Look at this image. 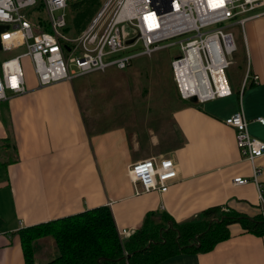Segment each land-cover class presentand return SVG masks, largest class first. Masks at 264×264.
<instances>
[{"label":"crops","instance_id":"obj_1","mask_svg":"<svg viewBox=\"0 0 264 264\" xmlns=\"http://www.w3.org/2000/svg\"><path fill=\"white\" fill-rule=\"evenodd\" d=\"M246 21L233 57L242 52L229 66L235 72L230 70L228 95H178L166 111L134 114L133 120L118 95L116 115H110L88 106L86 87L109 67L46 85L32 72L25 92L0 100V264H26L19 228L101 204L112 208L119 230L140 228L150 213L159 223L166 216L194 219L218 204L251 215L264 210V155L254 162L244 157L236 129L226 122L242 110L250 132L264 141V120L257 119L264 118V12ZM154 154L173 157L179 176L164 192H138L130 165ZM256 165L262 166L258 180ZM236 176L249 180L236 183ZM230 231L210 250L176 253L157 264H264V234L239 222ZM39 243L38 260L58 253L53 236Z\"/></svg>","mask_w":264,"mask_h":264},{"label":"built area","instance_id":"obj_2","mask_svg":"<svg viewBox=\"0 0 264 264\" xmlns=\"http://www.w3.org/2000/svg\"><path fill=\"white\" fill-rule=\"evenodd\" d=\"M68 5L69 0H0V51L23 49L0 61V100L27 90L23 57L31 59L39 84L46 85L112 66L127 68L137 56H151L174 43L180 51L171 68L182 98L228 95L227 69L237 49L233 27L238 24L244 32L246 20L264 12L258 10L264 0H104L88 25L71 35L65 30ZM226 122L236 129L244 157L254 162L264 155V141L250 132L242 110ZM130 172L138 192H164L179 176L177 161L163 155L132 162ZM261 172L256 165L255 180ZM248 180L234 178L236 183ZM134 230L119 233L125 239Z\"/></svg>","mask_w":264,"mask_h":264},{"label":"trees","instance_id":"obj_3","mask_svg":"<svg viewBox=\"0 0 264 264\" xmlns=\"http://www.w3.org/2000/svg\"><path fill=\"white\" fill-rule=\"evenodd\" d=\"M104 0H69L76 34L91 21ZM69 32V23L65 28ZM264 196V187H263ZM261 206V205H260ZM221 204L204 209L194 219L176 221L166 216L155 223L152 214L127 238L120 236L112 208L101 204L77 213L24 226L17 230L26 264H157L180 252L212 249L231 235L230 224L239 222L246 231L264 234V210L251 215ZM51 235L55 257L38 260L39 238Z\"/></svg>","mask_w":264,"mask_h":264},{"label":"rangeland","instance_id":"obj_4","mask_svg":"<svg viewBox=\"0 0 264 264\" xmlns=\"http://www.w3.org/2000/svg\"><path fill=\"white\" fill-rule=\"evenodd\" d=\"M43 14L46 15V12L43 11ZM73 15L74 12L70 11L68 8L67 20L71 30L67 32L71 35L76 34ZM233 29L237 34L236 41L240 45L242 40L239 37L241 28L236 24ZM178 39L177 37L175 40L178 41ZM22 50V48H19L17 50L0 51V61L3 57L14 55ZM179 51V43L170 44L157 50L151 56H137L135 65L132 64L123 69L111 67L107 73L95 74L93 77H90L89 82H86V87H89L88 106L95 110L107 111L110 115H116L117 97L118 95H124L126 105H128L126 111L129 110V108L131 109L130 116L132 120L134 119V114L143 117L145 114L149 115L155 112L160 113L166 111L168 107L173 105L174 99H176L178 95L181 96L171 68V59ZM240 51L242 52V48L237 52V56L235 55V57H233V64L235 65L238 62V54ZM241 55L243 56L242 53ZM22 63L25 76L35 72L29 57H23ZM230 70L235 72L233 65L227 69L229 80H231L230 76L232 77ZM120 83H122L123 89L119 87ZM137 102L138 104L133 108V104ZM147 118H149V116H147ZM126 119H129V117H126Z\"/></svg>","mask_w":264,"mask_h":264},{"label":"water","instance_id":"obj_5","mask_svg":"<svg viewBox=\"0 0 264 264\" xmlns=\"http://www.w3.org/2000/svg\"><path fill=\"white\" fill-rule=\"evenodd\" d=\"M131 41H132V39L129 40V42H131ZM191 99H192V100H196V99H197V96H196V95H193V96L191 97Z\"/></svg>","mask_w":264,"mask_h":264}]
</instances>
